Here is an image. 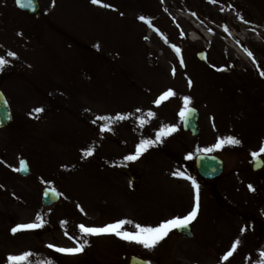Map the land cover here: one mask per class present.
<instances>
[{"label": "rangeland", "instance_id": "rangeland-1", "mask_svg": "<svg viewBox=\"0 0 264 264\" xmlns=\"http://www.w3.org/2000/svg\"><path fill=\"white\" fill-rule=\"evenodd\" d=\"M39 1L42 16L36 18L20 11L15 0H0V56L7 60L0 87L14 115L12 125L0 129V264L23 252L33 253L30 264H84L91 255L100 262L85 264H126L122 257L133 254L153 264H195L207 260L203 254L214 247L229 251L232 239L240 240L229 257L233 263L258 264L264 245V154L257 157L263 166L254 170L251 153L264 143V0H102L110 8L91 0ZM202 51L206 61L198 57ZM168 89L175 95L157 107L154 101ZM185 96L200 114L197 137L183 130L178 115ZM37 107L44 111L35 113ZM149 111L155 115L148 117ZM117 114L128 118L107 122L109 130L101 132L106 122L96 118ZM141 119L147 120L143 126ZM163 125L178 130L137 160H124L142 139L155 140ZM226 136L241 144L208 154L225 163L218 188L227 209L210 205L211 195L199 189L198 215L190 223L200 232L206 225L205 251L176 230L151 251L115 235L80 233L81 224L100 227L126 219L157 226L186 215L196 190L173 173L194 179L200 150ZM89 148L92 155L86 156ZM189 154L192 159H185ZM21 158L32 170L27 177L14 170ZM46 186L61 194L50 208L41 203ZM238 194L240 201L233 202ZM37 214L42 227L11 233L17 224L35 222ZM241 225L243 234L235 231ZM84 241L75 255L47 246Z\"/></svg>", "mask_w": 264, "mask_h": 264}, {"label": "snow or ice", "instance_id": "snow-or-ice-1", "mask_svg": "<svg viewBox=\"0 0 264 264\" xmlns=\"http://www.w3.org/2000/svg\"><path fill=\"white\" fill-rule=\"evenodd\" d=\"M209 2H215V0H209ZM18 4H21V0H17ZM91 3L94 5H99L101 7L110 8L111 5L107 3H102V0H91ZM22 7H34L33 0H25L23 4H21ZM194 15V14H193ZM139 19L151 26L150 19L145 18L143 16L139 17ZM225 31H227V28H225ZM183 35V34H182ZM174 51H176L177 55H180V49L178 47L173 46ZM8 56H11L15 58V54L12 52L7 53ZM249 56L252 55L251 52L248 53ZM255 63V60L253 61ZM7 64V60L0 56V68H3ZM181 66L183 67V60L181 58ZM223 70V69H218ZM173 75H175V69H173ZM261 76L264 77V72H261ZM189 86H191V81H189ZM175 95V92L172 89H168L167 91L163 92L155 101V105L158 107L160 104L169 97H172ZM184 107L181 109V111L178 113L181 120H185L188 116V114L192 111L188 107L190 104V97L185 96L182 98ZM35 113L39 114L44 111L42 107H37L33 110ZM139 111V109L137 110ZM155 114L151 111L147 113L148 117H153ZM128 117L126 115L117 114L114 117L111 116H98L96 119L105 121V125L101 127L100 131L104 132L109 130L110 125L107 123L109 121H120L125 120ZM140 125L143 126L145 123H147V120L141 119L139 121ZM178 129L175 125H163L160 127L159 131L155 134V140H147L142 139L137 145L135 152L133 154H129L124 157L125 161H135L137 160L144 152L148 150L149 147L155 146V144H158L162 141V138L171 135L172 133L176 132ZM241 144V141L234 137V136H226L222 138H218L216 143L212 145L211 147L201 149L200 151L204 153H209L215 150H219L223 148L224 146H238ZM261 154H264V143L261 144L259 151L252 152L251 156L253 160H256L257 157H259ZM86 156L92 155V149L89 148L85 152ZM185 159L191 160L192 155L189 154L185 156ZM16 171L23 170V162H21V168L20 169H14ZM174 176H177L179 178H183L185 180H190L192 187L194 190H196L195 195V201L196 203L192 207L191 211L188 212L186 215L183 216H176L171 219H168L166 221H163L159 223L157 226H150V225H141V224H134L131 220L121 219L114 223H109L100 227H86L85 225L81 224L79 225L80 233L83 236H99V235H115L121 240L135 243L137 245H141L144 249L151 251L154 249L162 240H164L170 232L176 229L181 228H187L190 223H192L198 215V208H199V185L195 181V179H192L190 176L186 175L184 172L176 171L173 173ZM250 191H254L251 185L248 186ZM52 195H58L56 193L55 189H51ZM65 221H61V224H65ZM125 225H131L132 230H126ZM42 227V217L37 214L35 218V222L33 223H25V224H17L15 227L11 229L12 234H16L20 231L25 230H31ZM245 231L244 228L241 229V234H243ZM67 235V233H65ZM69 239H72V237L69 236ZM87 241H84V243L77 244L75 247H55L54 245H47L49 248H53L54 251L58 253H63L66 255H75L83 251L84 247L86 246ZM240 244V240L237 239L233 242L231 249L225 253L223 257H221L222 261H227L229 257L233 255V252L236 251L238 245ZM33 256V253L31 252H23L18 255L10 254L7 256V264H30L29 258ZM40 264H53V261L51 260H45L41 261ZM145 264H148L146 261ZM259 264H264V252L260 253V262Z\"/></svg>", "mask_w": 264, "mask_h": 264}, {"label": "water", "instance_id": "water-1", "mask_svg": "<svg viewBox=\"0 0 264 264\" xmlns=\"http://www.w3.org/2000/svg\"><path fill=\"white\" fill-rule=\"evenodd\" d=\"M25 0H21V4H23ZM17 3V0H16ZM34 7H22L21 4L17 5L24 9L29 11L32 14H36L37 17L41 15L39 8L40 4L38 0H33ZM202 59H204L203 56H201ZM192 111L188 114L187 118L184 120V128L186 130H189L191 133L194 135L198 134L200 132V126L198 123L199 120V115L196 109L190 108ZM12 121V113L10 110L9 103L3 94V92L0 90V127L7 126L11 123ZM23 162V170H21V173L23 175L29 174V169L26 164V160H22ZM197 166L203 175L207 177H214L219 174H221L222 169H223V163L220 158L217 156H212V155H205L201 154L197 156ZM57 193V192H56ZM58 199V195H52L51 194V189H45V194H44V200L45 204H51L54 203ZM178 231L183 235V236H191L192 233L190 232V228H181L178 229ZM130 264H145V262L141 259L133 257L131 259Z\"/></svg>", "mask_w": 264, "mask_h": 264}, {"label": "flooded vegetation", "instance_id": "flooded-vegetation-1", "mask_svg": "<svg viewBox=\"0 0 264 264\" xmlns=\"http://www.w3.org/2000/svg\"><path fill=\"white\" fill-rule=\"evenodd\" d=\"M194 179L197 182V184L199 185V188L207 189L209 192L214 191V189L216 188V184L214 183V180H210V179L204 178V177L200 176L197 173L194 174ZM221 201L223 202L222 199H221ZM202 236H203V234L201 232L197 233L196 240H197L198 243H202L203 242V237ZM225 253H207V254H203L202 257H206L207 260H204V261L200 262L199 259H198L197 262H200V263H195V264H248L247 260L246 261H241L240 263L237 262V261L235 263H233L232 259H230V258L227 261H222L221 257H223L225 255ZM92 261L93 262H97V263L99 262L98 259L92 260Z\"/></svg>", "mask_w": 264, "mask_h": 264}, {"label": "bare ground", "instance_id": "bare-ground-1", "mask_svg": "<svg viewBox=\"0 0 264 264\" xmlns=\"http://www.w3.org/2000/svg\"><path fill=\"white\" fill-rule=\"evenodd\" d=\"M237 54H238L241 58H246V59H247V56H245V52H243V50H239V49H237Z\"/></svg>", "mask_w": 264, "mask_h": 264}]
</instances>
